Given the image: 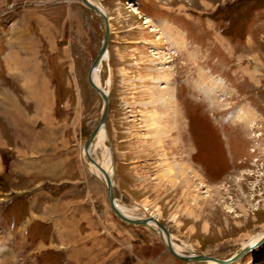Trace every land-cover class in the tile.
Here are the masks:
<instances>
[{
	"label": "rangeland",
	"instance_id": "obj_1",
	"mask_svg": "<svg viewBox=\"0 0 264 264\" xmlns=\"http://www.w3.org/2000/svg\"><path fill=\"white\" fill-rule=\"evenodd\" d=\"M98 1L110 24L100 78L116 200L161 222L178 250L230 258L264 235V0ZM0 11V75L12 44H38L19 53L50 81L71 162L67 178L25 184L23 157L0 138V264H219L174 256L150 223L119 218L89 172L83 145L103 105L88 80L101 16L77 0H0ZM44 183L52 190L25 195ZM43 192L64 202L38 204L25 220L28 200ZM71 217L92 226L86 240L58 234ZM12 218H25L13 232ZM227 264H264V242Z\"/></svg>",
	"mask_w": 264,
	"mask_h": 264
},
{
	"label": "crops",
	"instance_id": "obj_2",
	"mask_svg": "<svg viewBox=\"0 0 264 264\" xmlns=\"http://www.w3.org/2000/svg\"><path fill=\"white\" fill-rule=\"evenodd\" d=\"M24 10L26 8L20 9L18 12ZM2 13L6 14V12L0 11V14ZM16 13L17 11L15 14H8V16H15ZM40 18L42 20V17ZM20 35L21 33L17 36L20 38ZM9 50L14 53L7 56L3 61V71L0 75V96L3 95L0 98V138L3 141L1 147L13 142L16 154L23 157V160L17 162L24 165L20 167V174L27 178L25 184L41 179V176L54 182L60 181L69 177L71 170L69 140L62 133L64 128L65 131H68L67 127L69 128V126L64 127L57 119L55 95L53 90L50 89V81L45 72L39 71L38 65L34 64L38 60L28 58L29 55L26 53H19L31 50L39 51V46L38 44L17 42L12 44ZM39 122L43 123L41 130L36 128ZM55 137L57 139H54ZM31 155L35 156L31 157ZM26 156H29L28 159H26ZM65 183L67 181H64ZM53 186L54 184L44 183L24 193L29 195L31 192L38 190L49 192ZM38 199L42 201H37ZM63 202L60 197L58 198L52 194L48 196L43 192V194H39L36 200H28L29 213H23L22 215L26 219L22 218L21 221H14V223L21 225V222H24V219L27 220V218H31L30 222H33L35 220L33 209L38 204L48 210L54 209ZM47 203H51L52 207H45L44 205ZM75 218H68L67 222L63 221L62 225L59 226L57 232L63 237V241H83L86 240V235H91L94 231L88 222H85L84 225L87 228L89 227V230H81L77 225L83 224L84 221ZM82 220L84 219L82 218ZM54 221L57 223L58 219L55 218ZM72 221L74 222L72 223ZM29 226H25V230H29ZM66 259L67 255H63L60 261L64 263Z\"/></svg>",
	"mask_w": 264,
	"mask_h": 264
},
{
	"label": "bare ground",
	"instance_id": "obj_3",
	"mask_svg": "<svg viewBox=\"0 0 264 264\" xmlns=\"http://www.w3.org/2000/svg\"><path fill=\"white\" fill-rule=\"evenodd\" d=\"M89 1L91 3L97 5L104 13H106V27H107V30H108V34H110L109 16L107 14L106 9H104L99 4L98 0H89ZM93 11H95V10H93ZM96 13H98V12H96ZM101 18H102V22L104 24L103 17L101 16ZM108 37H109V35H108ZM107 41H109V38H108ZM107 45H108V42H107ZM106 53H107V48H106L101 60L99 61V63L95 64L93 66L91 77H92L93 84L97 88H99L100 90L105 92V94L108 97V94H107L108 88H107V86L105 87V85L102 83L101 78H100L101 63H102V60L104 59ZM93 89L95 90V88H93ZM108 104H109V99H108V103H107V112H108ZM101 112H102V110H101ZM106 126H107V115H106L105 120L102 122V124H100V127H99L98 131L96 132L95 136L93 137V139L91 140V143L88 146V148H85L83 146L84 152H85V156H86L87 160L90 162V170H89V172L92 173L99 180L100 185L105 190L107 196H108V193L106 191V188L111 192V195L113 196V199H114L113 200L114 205L119 210V212H121V214L127 216L128 218H137V219H143V217H145V218H153L152 220H147L145 222H132V221H127L126 219L121 218L122 220H124V221H126L128 223H132V224L150 223L155 228V230L159 233V236L162 239V241L164 242V244L167 247V249L174 256H177V257H179L181 259H186V257H188V255H191L193 257L194 256L197 257L198 260H203V261L210 262V263L227 264V263H231V262H234L237 259H239L240 256L243 253H245V251L247 250V247L251 248L252 245H254V246L255 245H260L261 243L264 242V239H263L264 235L261 234V236L259 237L260 240H256V241L252 240L251 244H247V245L244 244L245 246L242 247L239 252L235 253L233 256H231L228 259H221V260L220 259H215V258H212V257H209V256H208V258H206L207 257L206 255L202 254L201 252H199L196 249H193L191 246H186V244H185L184 247L182 246L183 247L182 249H184V250H178L179 245L177 247V245L170 239L171 235H170L168 229H166V227L164 225H163L164 227H160L157 224V222H156L157 220L151 214L145 213L144 209H142V211H143L142 213H139L141 208L139 209L138 206H137L138 208H136V210L135 209H127L126 206L121 205L116 200V198H115V196L113 194V189H112V185H113V178H112V176H113V173H112V171H113L112 150H111L110 146L105 144V141L106 140L108 141V139H109L108 134H107V130H106ZM98 149H101V151H102V154H103V156H102L103 159L102 160H100L98 158ZM110 207H111V204H110ZM171 248L172 249L175 248L178 251H181V252H184V253L177 252L175 249H173L174 250V252H173L171 250ZM175 252H176V254H175Z\"/></svg>",
	"mask_w": 264,
	"mask_h": 264
},
{
	"label": "water",
	"instance_id": "obj_4",
	"mask_svg": "<svg viewBox=\"0 0 264 264\" xmlns=\"http://www.w3.org/2000/svg\"><path fill=\"white\" fill-rule=\"evenodd\" d=\"M79 2H81L82 4H84L86 7L92 9V10H95L96 12H98L99 15H101L103 17V20H104V34H103V37H102V45H101V48L99 50V52L97 53L95 59L93 60V63L91 65V68L89 70V73H88V80L91 84V86L93 88H95V90L97 91V93L99 94V96L101 97V100H102V112H101V118L98 122V124L95 126V128H93V130L88 134L85 142H84V147L85 148H88V146L90 145L91 143V140L93 139V137L95 136L96 132L98 131L99 127H100V124H102V122L105 120L106 118V115H107V103H108V97L107 95L105 94V92H103L102 90H100L99 88H97L93 82H92V77H91V74H92V70H93V66L95 64H98L99 61L101 60L106 48H107V40H108V30H107V27H106V13H104L97 5L91 3L89 0H77ZM106 191L108 193V199H109V203L111 204V208L113 209V211L120 217V218H123V219H126L127 221H132V222H145L147 220H152L153 218H143V219H137V218H128L127 216L121 214V212H119V210L116 208V206L114 205V202H113V196L111 195V192L106 188ZM157 224L160 226V227H164L163 224L159 221H156ZM264 239V238H263ZM170 248V247H169ZM248 249V247H247ZM171 250L174 252V250L171 248ZM176 254V252H175ZM178 255V254H177ZM208 258V256L206 257Z\"/></svg>",
	"mask_w": 264,
	"mask_h": 264
},
{
	"label": "trees",
	"instance_id": "obj_5",
	"mask_svg": "<svg viewBox=\"0 0 264 264\" xmlns=\"http://www.w3.org/2000/svg\"><path fill=\"white\" fill-rule=\"evenodd\" d=\"M240 8V6H238V8L237 9H239Z\"/></svg>",
	"mask_w": 264,
	"mask_h": 264
}]
</instances>
